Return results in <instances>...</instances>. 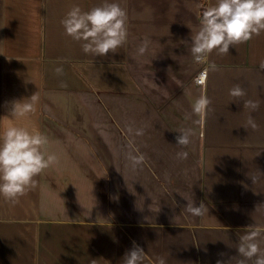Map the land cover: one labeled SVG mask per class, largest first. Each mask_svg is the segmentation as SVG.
I'll use <instances>...</instances> for the list:
<instances>
[{
    "label": "crops",
    "instance_id": "crops-1",
    "mask_svg": "<svg viewBox=\"0 0 264 264\" xmlns=\"http://www.w3.org/2000/svg\"><path fill=\"white\" fill-rule=\"evenodd\" d=\"M117 2L127 42L94 57L61 20L102 0H0V132L36 128L57 157L18 202L0 197V264H121L134 243L145 264H237L239 236L264 231V33L213 52L211 70L190 49L215 0ZM236 84L247 95L234 102ZM34 94L36 111L12 117L14 102ZM202 95L211 104L201 118L192 103ZM244 99L259 108L249 112ZM128 125L144 130L134 139L146 162L135 169ZM181 129L187 147L176 144ZM200 203L206 215L187 212Z\"/></svg>",
    "mask_w": 264,
    "mask_h": 264
},
{
    "label": "clouds",
    "instance_id": "clouds-1",
    "mask_svg": "<svg viewBox=\"0 0 264 264\" xmlns=\"http://www.w3.org/2000/svg\"><path fill=\"white\" fill-rule=\"evenodd\" d=\"M127 21V11L117 0H102L101 4L87 11L79 5H73L61 20V25L67 36L81 44L85 54L105 57L109 52L116 53L126 44ZM261 33H264V0H215L202 12L201 24L192 37L190 51L195 63L209 64V68L215 70V64L209 60L213 52L219 56L228 55L230 47H237ZM145 50L146 44L139 48V53L143 54ZM195 83L203 85L205 77H197ZM228 95L235 102L243 99L247 93L241 85L236 84L228 90ZM37 102V94L14 102L11 116L21 118L34 113ZM210 104L208 97L199 96L192 103V114L202 118ZM243 107L249 112L256 111L259 101L244 99ZM246 125L252 129L258 127L250 115ZM125 134L128 137L127 159L135 169L146 162L145 155L140 152L134 139L142 136L144 130L128 125ZM189 137L190 130L181 129L176 136V144L187 147ZM47 143V137L36 128L29 130L13 125L0 132V197L15 203L36 187L35 178L57 161L54 154L46 155L44 147ZM187 157L186 151L177 153L178 159ZM250 178L253 183L257 180L256 176ZM186 210L196 217L208 213L203 203L199 206L188 205ZM236 250L239 257L237 264H264V231L256 229L240 235ZM147 259L143 248L134 243L132 249L125 253L121 264H145ZM157 264H166V261L161 257Z\"/></svg>",
    "mask_w": 264,
    "mask_h": 264
},
{
    "label": "built area",
    "instance_id": "built-area-1",
    "mask_svg": "<svg viewBox=\"0 0 264 264\" xmlns=\"http://www.w3.org/2000/svg\"><path fill=\"white\" fill-rule=\"evenodd\" d=\"M207 69L206 66L202 67L199 72L197 73L195 79H194V82L195 80L197 79V77H200V76H204L205 77V83L203 85H205L207 83V80H208V69H207V72L205 71Z\"/></svg>",
    "mask_w": 264,
    "mask_h": 264
}]
</instances>
